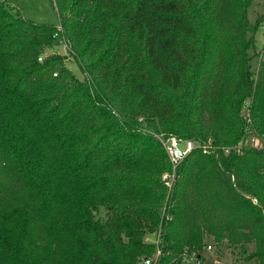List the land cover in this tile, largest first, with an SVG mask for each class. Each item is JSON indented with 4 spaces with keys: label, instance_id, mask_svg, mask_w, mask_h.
Wrapping results in <instances>:
<instances>
[{
    "label": "trees",
    "instance_id": "obj_1",
    "mask_svg": "<svg viewBox=\"0 0 264 264\" xmlns=\"http://www.w3.org/2000/svg\"><path fill=\"white\" fill-rule=\"evenodd\" d=\"M54 2L63 32L0 1V264H140L160 229L158 264H264V0ZM156 135L231 151H194L169 195Z\"/></svg>",
    "mask_w": 264,
    "mask_h": 264
},
{
    "label": "rangeland",
    "instance_id": "obj_2",
    "mask_svg": "<svg viewBox=\"0 0 264 264\" xmlns=\"http://www.w3.org/2000/svg\"><path fill=\"white\" fill-rule=\"evenodd\" d=\"M4 2H9L15 8H17L23 15L24 18L31 20L36 23H47L52 24L56 27L60 26V17L55 5L54 0H0ZM249 20L255 23L258 18L264 20V2L255 4L249 8L248 11ZM256 45L255 48L251 50V55L253 56L252 65L254 71L257 72L259 60L262 55H264V21L259 26L257 33L255 34ZM53 52H59L62 56L69 55L67 60V67L72 71V73L81 81H84L86 76L83 74L76 58L66 52L65 45L60 44L55 48ZM68 53V54H67ZM260 57V58H259ZM105 214L102 208L99 217L103 218ZM150 243H154L156 240V234L149 235ZM211 244V243H209ZM208 247V246H207ZM210 252V251H209ZM212 253H207V264H214L217 260L220 264H244V256L240 253V250L231 252V250H221V253H215V247L213 246Z\"/></svg>",
    "mask_w": 264,
    "mask_h": 264
},
{
    "label": "built area",
    "instance_id": "obj_3",
    "mask_svg": "<svg viewBox=\"0 0 264 264\" xmlns=\"http://www.w3.org/2000/svg\"><path fill=\"white\" fill-rule=\"evenodd\" d=\"M58 28L60 32H63L62 26H59ZM61 44L65 45L66 52H70V47L65 39H63ZM57 53L60 54L59 52ZM263 56L264 55H262L261 58L259 57L260 60H259L258 68H259L260 62L263 59ZM43 59L44 58L41 57L39 61L42 62ZM55 76H57V74ZM244 115L250 122V115L247 109L244 111ZM156 137L160 140L161 144L163 145L165 152L168 156V159L170 161V165H171V170L164 173L163 178H162V182L167 187L169 195L173 191L175 183L177 181L179 168L181 167L184 160L194 151L201 150L203 151L204 154H207V155L218 154L217 152L219 151H222L223 153L228 154L231 151V148L215 147L211 141H209L206 144H202V143H198L193 140L178 138L176 136L166 137L164 135H156ZM248 144L252 145L256 149H261L263 147L259 139L252 138V139H247V141H243L242 143H240L239 146L236 147V150L240 152L243 145L247 146ZM147 240L149 241V238H147ZM154 244L157 247L156 254L153 257L144 259L143 261H141L140 264H158L159 259L162 255V252L160 250L161 229L156 234V240L154 241ZM211 250H213V246L206 247L202 252H199L196 250L191 251L187 249L185 250L182 256L183 263L184 264H207V260H205L204 258L207 257V252ZM214 264H220V262L216 260Z\"/></svg>",
    "mask_w": 264,
    "mask_h": 264
},
{
    "label": "crops",
    "instance_id": "obj_4",
    "mask_svg": "<svg viewBox=\"0 0 264 264\" xmlns=\"http://www.w3.org/2000/svg\"><path fill=\"white\" fill-rule=\"evenodd\" d=\"M207 253H212V252L210 251V252H207Z\"/></svg>",
    "mask_w": 264,
    "mask_h": 264
}]
</instances>
